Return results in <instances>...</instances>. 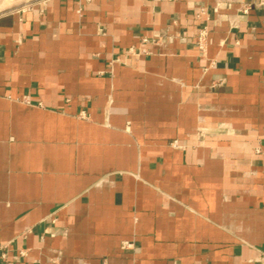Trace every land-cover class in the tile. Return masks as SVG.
I'll return each instance as SVG.
<instances>
[{
  "label": "crops",
  "instance_id": "0c3cea01",
  "mask_svg": "<svg viewBox=\"0 0 264 264\" xmlns=\"http://www.w3.org/2000/svg\"><path fill=\"white\" fill-rule=\"evenodd\" d=\"M263 250L264 1L0 0V264Z\"/></svg>",
  "mask_w": 264,
  "mask_h": 264
},
{
  "label": "built area",
  "instance_id": "2783aa9c",
  "mask_svg": "<svg viewBox=\"0 0 264 264\" xmlns=\"http://www.w3.org/2000/svg\"><path fill=\"white\" fill-rule=\"evenodd\" d=\"M262 1H264V0H262ZM249 8H250V6L247 4V6L244 8V11L248 12ZM207 36H208L207 26H204V27L200 28L199 33H198L197 42H198L199 48L201 50H204L206 48ZM146 40L147 39L144 38V41H146ZM55 220H56L55 218L52 219V221H55ZM1 256H2L3 259H5L6 252L3 251L1 253ZM260 261H261L262 264H264V250L261 253Z\"/></svg>",
  "mask_w": 264,
  "mask_h": 264
}]
</instances>
